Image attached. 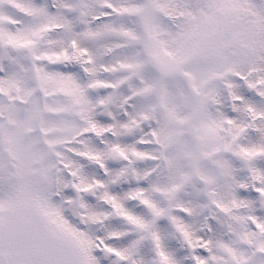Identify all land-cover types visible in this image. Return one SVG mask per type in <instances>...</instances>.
Segmentation results:
<instances>
[{"label":"snow or ice","instance_id":"obj_1","mask_svg":"<svg viewBox=\"0 0 264 264\" xmlns=\"http://www.w3.org/2000/svg\"><path fill=\"white\" fill-rule=\"evenodd\" d=\"M0 264H264V0H0Z\"/></svg>","mask_w":264,"mask_h":264}]
</instances>
